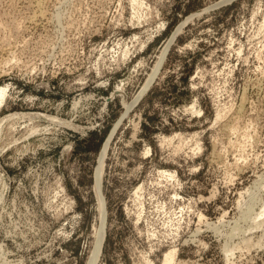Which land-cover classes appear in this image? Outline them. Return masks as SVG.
Returning a JSON list of instances; mask_svg holds the SVG:
<instances>
[{
  "label": "rangeland",
  "instance_id": "rangeland-1",
  "mask_svg": "<svg viewBox=\"0 0 264 264\" xmlns=\"http://www.w3.org/2000/svg\"><path fill=\"white\" fill-rule=\"evenodd\" d=\"M218 1L0 0V264L90 263L119 118L93 264H264V0Z\"/></svg>",
  "mask_w": 264,
  "mask_h": 264
},
{
  "label": "bare ground",
  "instance_id": "bare-ground-1",
  "mask_svg": "<svg viewBox=\"0 0 264 264\" xmlns=\"http://www.w3.org/2000/svg\"><path fill=\"white\" fill-rule=\"evenodd\" d=\"M228 1H230V0H220L217 3H215V4L211 5L210 7L206 8V10H209L210 8H213V7L217 6V5L223 4V3L228 2ZM180 26H178L177 29L175 31H173L171 33L170 37L168 38L167 43L165 44V47H164V50H163V54L159 58L157 64L155 65V68H153L155 70L152 69L154 74H152L147 79L144 87H142V89L137 93V95L134 98H132L129 101L128 98L125 95V92L122 91V90H119V89H114L111 92V97H113L115 95L120 97V99L122 101L121 104L123 105L125 112H127L128 109L131 107V105H133V103H135L146 92V90L149 88L150 84L152 83L153 79L157 76V72H159V69H160L161 65L163 64V62L165 60V57H166V54H167V51L169 49V46H170L171 42L174 40V38L176 37L177 33H179L181 28H182ZM150 74L151 73H149L148 75H150ZM5 90H6L5 88H0V102L2 100V97H3L4 93H5ZM121 119L122 118H119L116 121L114 127L110 131V134L107 136L105 142L103 143L102 149H101V151L99 153V157H98V160H97V165H96V168H95V172H94V179H95L94 181L95 182L93 184V190L95 191L96 196H97V210H98L97 213H99V216H97V217H99V224H97V228L95 229V232L93 233L94 235L96 234V238H95L94 246H93V249H92V254H91V257H90V263L89 264H93V262L95 260V257L98 256L97 252H98L99 246L102 243L104 232H105V225H106V206H105V199H104V196H103V193H102V186H101V177H102V172H103L102 170L104 168L103 167L104 166L103 165L104 164V156L103 155H105L103 152L105 151V147L108 145L109 140L111 139V137L113 136L115 130L117 129L118 125L120 124ZM140 188H142V187H140ZM136 194L138 196V193H136ZM139 196H141V195H139ZM137 198L138 197H136L135 199H137ZM138 199H140V198H138ZM140 202H142L141 199H140ZM141 205L139 204V206H141ZM139 212L141 213L142 210L139 211ZM263 213H264V209H261V211L258 213V216H263ZM139 215H142V214H139ZM259 221L260 220L258 219V222ZM254 223H256V222H254ZM261 223H262V221H261ZM261 223H258V224H261ZM98 225H99V227H98ZM246 241H247V239L245 240V242ZM173 250L172 251L170 250V252H167V254L165 253V256H164L163 261H162L163 264H173L174 263V259H175L174 258V256H175L174 253L176 254V252H174ZM226 250H228V249H226ZM227 254H228V251H227ZM226 256H228V255H226Z\"/></svg>",
  "mask_w": 264,
  "mask_h": 264
},
{
  "label": "water",
  "instance_id": "water-1",
  "mask_svg": "<svg viewBox=\"0 0 264 264\" xmlns=\"http://www.w3.org/2000/svg\"><path fill=\"white\" fill-rule=\"evenodd\" d=\"M109 99V98H108Z\"/></svg>",
  "mask_w": 264,
  "mask_h": 264
}]
</instances>
